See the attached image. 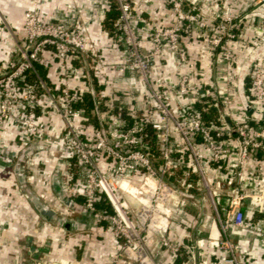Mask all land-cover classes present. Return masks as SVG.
I'll return each instance as SVG.
<instances>
[{"label":"built area","instance_id":"obj_1","mask_svg":"<svg viewBox=\"0 0 264 264\" xmlns=\"http://www.w3.org/2000/svg\"><path fill=\"white\" fill-rule=\"evenodd\" d=\"M28 1L18 23H11L0 9V157L4 167L21 171V150L35 142H62L66 157L74 159L76 165V171L69 172L70 177L76 178L73 189L84 196V205L95 219L106 220L121 241L111 264L123 255L139 264H159L146 243L155 234L164 246L178 251L180 246L167 234L173 206L184 204L182 193L191 192L194 186L204 188L224 232L217 241V246L226 252L224 263L247 264L240 256L241 244L231 239L229 229L233 225L249 228L251 223L245 218L243 203L248 198L264 197V191L247 189L248 182H255L263 174L264 114L258 115L255 110L264 108V55L251 69L250 106H245L240 115L227 111L232 120L228 123L224 113L207 117L205 112L212 106L228 108L231 93L213 94L211 100L206 99L203 82L193 81L198 63L185 43L195 31L205 34L212 49L231 67L242 12L208 17L198 6L201 0H168L174 21L154 29L151 46L147 47L148 39L140 33L131 0H92L91 19H84L80 8L68 1L54 9L45 7L44 0ZM102 4L118 9L114 27L126 50L125 61L106 60L87 43L90 24ZM166 47L174 50L187 67L178 72L173 86L156 85L151 78L152 67ZM87 58L96 75L106 65L121 74L132 72L128 78L138 89L146 86L145 105L139 103L137 110L127 112L131 120L125 117L121 104L114 125L106 126L107 115L102 114L96 101L100 125L89 121L84 91L73 85L74 80L86 74V64L76 60L88 61ZM54 63L57 73L50 82L39 66ZM227 83L233 87L229 78ZM188 94L191 96L186 103L171 102L172 97ZM50 114L61 116V133L52 132L54 126L43 119ZM11 126L22 147L9 144L7 130ZM249 162L253 166L248 167ZM183 168L187 174L196 175L195 182L186 177L177 180L179 184L170 180ZM227 178L236 183L234 193L220 208L219 196L213 189ZM5 227L0 222V233ZM254 227L264 234V218H259ZM195 246L198 249L199 242ZM53 264L71 261L60 258Z\"/></svg>","mask_w":264,"mask_h":264},{"label":"crops","instance_id":"obj_2","mask_svg":"<svg viewBox=\"0 0 264 264\" xmlns=\"http://www.w3.org/2000/svg\"><path fill=\"white\" fill-rule=\"evenodd\" d=\"M63 1H68L80 8L84 19H91L89 9L92 0H44V6L54 9ZM138 18L140 33L148 39L151 46V35L154 29L171 24L174 21L172 7L168 0H131ZM29 6L28 0H0V9L11 23H18L24 17ZM206 16H215L222 12H242L240 36L233 42L235 58L229 67L209 45L207 36L199 31L185 39L186 47L196 58L198 69L193 81L203 82V95L211 100L213 94L222 95L229 91L231 103L218 108L219 113L229 117L227 111L240 115L253 98L251 69L256 61L264 55V1L259 0H201L198 5ZM108 8L102 4L95 19L90 24L87 43L96 47L106 60L125 61L126 50L120 34L115 30L114 21L110 18ZM112 19V20H111ZM76 60L86 64V74L73 81V85L84 91L85 101L92 99L100 103L102 114H106V126L114 125L116 111L123 104L125 117L132 116L127 112L137 110L139 103L144 104L146 86L132 83L128 75L102 66V73L96 75L91 66V59ZM41 74L48 81L56 76L55 63L39 66ZM174 50L166 47L152 67L151 78L156 85L173 86L177 82L178 72L186 70ZM229 78L233 87L227 83ZM232 86V85H231ZM190 94L183 97H172L174 105L186 103ZM253 103L257 105L256 100ZM256 114H264V108L256 107ZM218 113V114H219ZM89 121L100 125V115L91 106L88 110ZM53 125L51 131L61 133L63 120L60 115H44ZM7 140L14 147H22L14 127L7 130ZM157 152L158 148L154 147ZM176 153V152H175ZM177 154V153H176ZM63 143L56 141H39L27 148H22L19 159L23 164L21 171L6 169L0 157V222L6 224L0 233V264H53L57 259L67 258L71 264H111L112 254L120 249V239L115 235L106 220L97 221L94 214L84 205V196L75 192V177L69 172L76 171L75 161L67 158ZM262 176L248 182L247 189L252 192L264 191V160ZM253 166L249 162L248 167ZM14 172V173H13ZM172 175V182L181 180L196 181V175L187 174L184 168ZM248 178V177H247ZM248 180V179H247ZM235 182L230 178L215 184L213 193L219 196L221 208L234 193ZM185 203L173 206L172 221L168 237L180 246L174 251L161 243L155 234L146 240L149 251L159 264H225L224 249L217 246L218 239L224 234L219 215L211 196L204 188H191V192L182 193ZM105 204V201L102 203ZM46 205L54 211L52 217L40 211ZM245 218L251 223L249 228L233 225L229 236L242 246L240 256L247 264H264V234L255 230L254 224L264 218V197L259 200L246 199L243 203ZM222 216L225 214L221 213ZM199 242L198 249L193 247ZM196 254V257L192 256ZM116 264H139L123 255Z\"/></svg>","mask_w":264,"mask_h":264},{"label":"trees","instance_id":"obj_3","mask_svg":"<svg viewBox=\"0 0 264 264\" xmlns=\"http://www.w3.org/2000/svg\"><path fill=\"white\" fill-rule=\"evenodd\" d=\"M117 16H118V9L116 8L115 5H112L111 10L109 11V17L114 19ZM32 77H34V75ZM80 104H82V103H80ZM84 104H86L87 110H89L91 108V106H94V102L92 101V99H87V101ZM217 112H218V108L215 106H212L209 108L208 111L205 112V114L207 117H211V116H213L214 113H217Z\"/></svg>","mask_w":264,"mask_h":264},{"label":"water","instance_id":"obj_4","mask_svg":"<svg viewBox=\"0 0 264 264\" xmlns=\"http://www.w3.org/2000/svg\"><path fill=\"white\" fill-rule=\"evenodd\" d=\"M246 106H248V107L250 106L249 102H246ZM251 111H252V109H251ZM226 119H227V121H230L228 116H226ZM40 211H42L43 214L50 216V217H52L54 214V211L52 209H49L46 205H42V207L40 208Z\"/></svg>","mask_w":264,"mask_h":264},{"label":"rangeland","instance_id":"obj_5","mask_svg":"<svg viewBox=\"0 0 264 264\" xmlns=\"http://www.w3.org/2000/svg\"><path fill=\"white\" fill-rule=\"evenodd\" d=\"M32 78H34V77H32ZM46 104H49V101H48ZM177 174H178V173H177ZM177 174H176V175H177ZM176 175H175V176H176ZM175 182H177V181H175ZM177 183L179 184V182H177Z\"/></svg>","mask_w":264,"mask_h":264}]
</instances>
